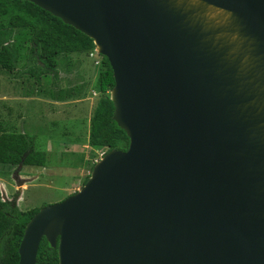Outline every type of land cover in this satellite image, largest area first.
Masks as SVG:
<instances>
[{
  "label": "water",
  "instance_id": "95a60500",
  "mask_svg": "<svg viewBox=\"0 0 264 264\" xmlns=\"http://www.w3.org/2000/svg\"><path fill=\"white\" fill-rule=\"evenodd\" d=\"M28 1L106 57L129 142L39 208L18 264L43 237L58 264H264V0ZM212 6L227 23L205 30Z\"/></svg>",
  "mask_w": 264,
  "mask_h": 264
},
{
  "label": "trees",
  "instance_id": "16d2710c",
  "mask_svg": "<svg viewBox=\"0 0 264 264\" xmlns=\"http://www.w3.org/2000/svg\"><path fill=\"white\" fill-rule=\"evenodd\" d=\"M28 44L30 60L34 67L28 72L36 78L43 74L58 76L60 59L67 60L70 53L87 52L94 47L93 40L72 25L28 0H0V71L13 72ZM102 70L98 76L97 90L100 97L92 110L89 123V142L113 143L129 139L123 129L113 120V103L108 92L114 79L108 60L101 55ZM36 65V66H35ZM75 88L66 91L72 95ZM127 146H117L125 150ZM41 169L47 166L48 155L38 148L32 137L22 132L0 128V166L8 169ZM14 168V169H15ZM18 169V172H19ZM84 177V182L88 179ZM15 197L10 200L0 198V264H18V246L24 228L39 210L31 208L19 210ZM1 197V196H0ZM35 264H58L57 247H53L43 237L40 241Z\"/></svg>",
  "mask_w": 264,
  "mask_h": 264
},
{
  "label": "rangeland",
  "instance_id": "374dc122",
  "mask_svg": "<svg viewBox=\"0 0 264 264\" xmlns=\"http://www.w3.org/2000/svg\"><path fill=\"white\" fill-rule=\"evenodd\" d=\"M215 11L218 12V10ZM222 12L218 13L225 16ZM228 34L230 35V33ZM27 45H25L26 47L15 71H0V124L8 127L3 129H12L13 132L33 135L34 137H30L34 138L36 146L44 148V140L48 135L47 130L49 131V128L55 125L52 117L55 104L52 101L65 99L68 104L74 106L86 99L89 116L97 101L104 95L97 90L98 76L103 68L101 64L102 57L101 54L94 53L95 47L79 54L70 53L67 60L60 59L57 66V77L52 74H43L40 78H36L28 72L29 68L34 67V64L30 60L29 45ZM245 52L241 60L244 69L248 70L252 67V58L247 51ZM72 88L75 89L73 95L69 97L66 95V91ZM15 94H21L23 97L31 96L33 99L25 101L21 99L14 103V98H12L11 103H1V100H6L8 95ZM108 94H110V91ZM12 108L15 109L12 110ZM77 115L79 116L76 119H83L82 108L76 113ZM79 123L80 125H76L74 130L77 133L76 137H80L81 140L86 138V148L83 149L81 146H77L75 151L67 153L70 156H68V159L48 161L46 171L42 168H26L25 170L30 173L29 177L39 175L34 180L28 178L18 182V179L13 175L14 172L18 174V167H12L13 171L9 172L8 167L0 166L1 200L13 199L18 193L16 205L19 210L39 209L47 204L61 201L78 191L83 185L84 175L87 171L84 169L80 174L81 167L86 168L88 166L89 176L93 166L108 151L119 149L117 148L119 145L128 146L124 140L107 144L91 142L90 145L89 136L87 139V130L84 129L85 120ZM86 153L90 158L88 161Z\"/></svg>",
  "mask_w": 264,
  "mask_h": 264
},
{
  "label": "crops",
  "instance_id": "0c3cea01",
  "mask_svg": "<svg viewBox=\"0 0 264 264\" xmlns=\"http://www.w3.org/2000/svg\"><path fill=\"white\" fill-rule=\"evenodd\" d=\"M73 95V92H72ZM72 95H67V96H72ZM12 98H14V103L17 101H20L23 99V101L27 99H33L31 96H26L23 97L21 94H15V95H8L6 100H1V103H11ZM47 101V99H46ZM84 102L78 103L77 105L71 106L68 104V101L63 99V100H56L52 101L55 104V109L52 112V117H53V122L55 125L49 128L48 135L46 139L44 140V150L48 155V161L50 160H57V161H62L63 159H68L67 153H72L75 151L77 146H81V148L85 149L87 145L86 143V138L80 139V137H76V132L75 128L76 125H80L79 122L84 121V129L87 130V139H88V130H89V123H90V117L91 114L88 116V102L86 99H83ZM82 108V112L84 113V117L82 115V120L76 119L79 115L76 116V113L80 111ZM15 108H12L14 110ZM88 116V117H87ZM87 117V118H86ZM87 122V123H86ZM0 128H8L7 126L4 127L1 126ZM12 130V129H11ZM30 136L34 137L33 135L30 134ZM34 140V138H33ZM78 149V148H77ZM88 153H86L87 155ZM70 157V156H69ZM90 158L87 155V161ZM48 164V163H47ZM45 171L48 169L47 166L42 167ZM86 170V174L84 177L88 174V166L86 168L81 167L80 168V174L82 173V170ZM9 172L13 171L12 169H8ZM17 179L18 182L24 179L31 178L30 180H34L37 178L39 175L35 177H29L30 173L28 171H19L18 174L14 172L13 174Z\"/></svg>",
  "mask_w": 264,
  "mask_h": 264
},
{
  "label": "bare ground",
  "instance_id": "6f19581e",
  "mask_svg": "<svg viewBox=\"0 0 264 264\" xmlns=\"http://www.w3.org/2000/svg\"><path fill=\"white\" fill-rule=\"evenodd\" d=\"M176 2H177L176 4H182L180 6H183L184 9H188L192 5L204 4V3L200 2L199 0H178ZM211 8L218 10V12H221L219 10H222V9L215 7V6H212ZM211 8H205V9H203V11L200 8L198 9V14L201 15V16L198 15L200 17L199 19L202 22L201 24H203V27L205 30L216 28V27H221V25H226V23H227L225 16H223L222 14H219L217 11H215L214 9H211ZM219 36L225 37L224 33L219 34ZM208 37H211V36H206L204 38L208 39ZM241 67H243V66L241 65Z\"/></svg>",
  "mask_w": 264,
  "mask_h": 264
},
{
  "label": "built area",
  "instance_id": "2783aa9c",
  "mask_svg": "<svg viewBox=\"0 0 264 264\" xmlns=\"http://www.w3.org/2000/svg\"><path fill=\"white\" fill-rule=\"evenodd\" d=\"M94 53L98 54L97 51H96V48H94Z\"/></svg>",
  "mask_w": 264,
  "mask_h": 264
}]
</instances>
